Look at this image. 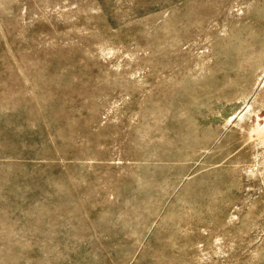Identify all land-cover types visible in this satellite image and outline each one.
<instances>
[{
    "label": "rangeland",
    "instance_id": "374dc122",
    "mask_svg": "<svg viewBox=\"0 0 264 264\" xmlns=\"http://www.w3.org/2000/svg\"><path fill=\"white\" fill-rule=\"evenodd\" d=\"M0 264H264V0H0Z\"/></svg>",
    "mask_w": 264,
    "mask_h": 264
}]
</instances>
